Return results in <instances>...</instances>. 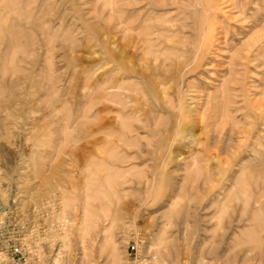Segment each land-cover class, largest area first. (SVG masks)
Returning <instances> with one entry per match:
<instances>
[{
    "label": "rangeland",
    "instance_id": "rangeland-1",
    "mask_svg": "<svg viewBox=\"0 0 264 264\" xmlns=\"http://www.w3.org/2000/svg\"><path fill=\"white\" fill-rule=\"evenodd\" d=\"M209 11L212 43L191 55L177 42ZM150 15L182 21L151 24L159 35L143 61L124 35L130 25L136 36ZM130 57L147 65L148 80H164L163 98L157 86L138 102L146 85L126 83ZM101 89L121 97L103 99ZM179 119L199 142L176 139ZM256 152L264 153V0H0V243L22 233L21 215L51 207L63 231L45 252L60 250L62 264H137L128 248L138 239L142 264H264V223L252 205L264 165L245 169Z\"/></svg>",
    "mask_w": 264,
    "mask_h": 264
},
{
    "label": "bare ground",
    "instance_id": "bare-ground-1",
    "mask_svg": "<svg viewBox=\"0 0 264 264\" xmlns=\"http://www.w3.org/2000/svg\"><path fill=\"white\" fill-rule=\"evenodd\" d=\"M162 3V2H161ZM159 4L160 6H163V4ZM196 3V2H195ZM210 3V2H209ZM165 5V4H164ZM235 5V4H234ZM155 7V6H154ZM156 8V7H155ZM208 10V9H207ZM217 10V9H216ZM230 10V9H229ZM222 11V10H221ZM128 12V11H127ZM130 12V11H129ZM211 11H209L208 13H206V12H204V13H201V17H200V20H199V22H198V24H196V25H194L193 24V26H191L190 27V29L192 28V33H191V35H189V36H191L190 38H187L188 36H183V35H180V36H182V40H179L177 43L179 44V45H181V46H183V47H185L186 45H188L187 46V49L189 50V52L191 53V55H195V54H197V51H199L198 52V57H200V55H199V53L201 52V51H203L205 48L207 49V47H208V44L210 43V40L213 38L212 37V30H214V29H216L215 28V26L217 25L215 22H214V19L215 18H213L212 17V15H211V13H210ZM215 12V11H214ZM163 16V15H162ZM179 15H176V17H174V19L173 20H166V19H161V18H157L158 19V21L157 20H155V23H150V22H148L150 19H152L154 16H152V15H150V16H148L147 17V20H146V22H148V24H146V22H144L143 24H141L140 23V27H141V30H140V32L136 35V36H134L131 32H132V27H130V25H127V28L126 29H129V32L127 31L126 33H125V35H124V42H126V45L127 46H134V44H135V47L138 49V48H140L141 47V51H142V58H143V61L146 59V57H147V55H148V53L150 52V50H151V46H152V44L154 43L153 41H152V39L150 38L151 36H157V35H159V34H157V33H155V29L157 28V27H155L154 25L156 24V25H160V24H165L166 22H168V24H171V22H172V24H174L173 22H180L181 23V21H182V18H181V15H180V17H178ZM195 16H197V15H195ZM231 16V15H230ZM164 17V16H163ZM169 18H171V17H169ZM183 18H184V16H183ZM232 18V17H231ZM234 18V17H233ZM186 19V18H185ZM185 19H183V21L185 20ZM191 19V18H190ZM234 21V20H233ZM151 24H154V25H151ZM183 24V23H182ZM173 26H175V25H173ZM176 27V26H175ZM221 27V26H220ZM263 30V29H262ZM189 33V34H190ZM171 34V33H170ZM175 33H172V35H174ZM178 34H181V33H178ZM184 34V33H183ZM256 34H257V32H256ZM172 35H169V38H170V40H171V42H174V40H172L173 39V37H172ZM184 37H186V38H184ZM260 38V37H259ZM218 39H220V38H218ZM222 39V38H221ZM257 39V38H256ZM250 40H251V38H250ZM254 40V39H253ZM115 42V41H114ZM220 42V41H219ZM254 42V41H253ZM256 42V41H255ZM113 43V42H112ZM188 43H190V45L188 44ZM212 43V42H211ZM210 43V44H211ZM209 44V45H210ZM255 44V43H254ZM218 45H219V43H218ZM126 48V47H125ZM247 48V47H246ZM137 49H136V51H137ZM128 50V49H127ZM126 51V50H125ZM146 51V52H145ZM159 53V51L158 52H156V54H158ZM243 53V52H242ZM135 54V53H134ZM155 54V60L158 62V60L157 59H159L158 57H157V55ZM183 54V53H182ZM204 54V53H203ZM153 55H154V53H153ZM160 55V54H159ZM177 55V54H176ZM190 55V54H189ZM205 55V54H204ZM129 56V55H128ZM181 56V55H180ZM248 56V55H247ZM111 57L113 58V56L111 55ZM193 58V57H192ZM129 59V58H128ZM130 59L131 60H129L128 62H126L125 63V66H124V74L126 75V83H127V81H128V85L129 84H131L132 86H134V87H137V85L135 84L134 85V82L133 81H130V80H133L132 79V77L134 76V77H137L138 79H139V81L140 82H142V84H145L146 85V87H145V89H146V92H145V95H142L141 94V96H140V98H138V102L140 103L141 101L142 102H144L145 101V99H143V98H148V95H155L156 96V93L154 92V91H157L156 90V88H157V86H158V88L157 89H159V90H162L161 91V93L158 95V96H156V98H160V96H162V98H163V96L165 95V92H164V86H165V84H163L164 83V80H162L159 76H158V74H156L157 76L155 77V78H152L151 79V81H150V79L148 80L146 77H145V73L147 72V73H149V69H148V67H147V65H144L143 63H141V64H139V67L137 68V66H135L134 65V60H132V59H134L133 57H130ZM180 59V58H179ZM194 59H195V57H194ZM200 59V58H199ZM111 60V59H110ZM142 60V59H141ZM149 61V60H148ZM155 61V62H156ZM152 62V61H151ZM189 62V61H188ZM180 63L181 62H177V63H173L172 65H177L176 67L178 68V66L180 67ZM197 63V62H196ZM158 64H160L159 62L158 63H155V65L154 66H151V69H152V71H156L157 72V70L156 69H158L159 67H160V65H158ZM179 64V65H178ZM172 65H170V67H169V69L168 70H166V72L165 73H167L168 75H169V77H170V80H171V77H172V75H173V73H174V70H175V66H172ZM185 65V63L183 64L182 63V65L181 66H184ZM186 67H188V65L186 66ZM149 68H150V66H149ZM188 68H190V67H188ZM186 69V68H185ZM192 69V68H191ZM190 71V70H189ZM155 72V73H156ZM183 72V71H182ZM191 72V71H190ZM194 72V71H193ZM159 73H160V71H159ZM176 73V72H175ZM184 73V72H183ZM161 74V73H160ZM192 74V73H191ZM150 76L152 75V73L150 72V74H149ZM181 76V75H180ZM151 77H153V76H151ZM161 77H162V75H161ZM180 78V77H179ZM170 80H168V81H170ZM175 80V79H174ZM151 82H152V85H151ZM115 84V83H114ZM113 84V85H114ZM125 84V83H124ZM104 85V84H103ZM126 85V84H125ZM108 86V85H107ZM101 87V86H100ZM126 87V86H125ZM190 87V86H189ZM113 89V86H112V83L110 84V86L108 87V89ZM110 89V90H111ZM124 90H126L128 93L130 92V91H133V92H135L133 89H128V88H124ZM158 90V91H159ZM231 89H227V90H225L223 93L224 94H226V93H228L229 91H230ZM122 91V90H121ZM108 91H106V90H104V89H101V90H99V93L101 94V97L103 98V99H107V100H109V101H113L114 100V98L115 99H118L119 97H121L120 95H119V93H117V92H108ZM97 94V93H96ZM121 94V93H120ZM125 94V93H124ZM148 94V95H147ZM223 94V95H224ZM123 95V94H122ZM99 96V95H98ZM97 96V97H98ZM123 97V96H122ZM127 96H125V98H126ZM125 98H124V100H122V101H118L119 103L120 102H122V106H123V108L125 107V106H127L128 105V102H127V100H125ZM120 99V98H119ZM99 100V99H98ZM97 100V101H98ZM158 99H156V101H157ZM160 100V99H159ZM168 100H169V98H168ZM115 102H117V101H115ZM109 103V102H108ZM114 103V102H113ZM168 103H169V101H168ZM121 104V103H120ZM164 104V103H163ZM170 104H172V103H170ZM178 104H180V103H178ZM165 105V104H164ZM181 105V104H180ZM161 106V105H160ZM166 106V105H165ZM96 107V106H95ZM104 107H105V105H104ZM107 107V106H106ZM168 107V106H167ZM181 107H182V105H181ZM260 108V107H259ZM103 109V108H102ZM101 109V110H102ZM134 109V108H133ZM110 110V109H109ZM171 110V109H170ZM103 112H105V111H103ZM137 112V111H136ZM182 113V112H181ZM166 115V114H165ZM179 116H180V114H178ZM167 117V116H166ZM165 117V118H166ZM169 117V116H168ZM178 117V116H177ZM123 119H122V125L124 126V127H126L127 129H129L130 128V132H132V126L130 125V123H129V120H126L124 117H122ZM179 118H181V117H179ZM117 119V118H116ZM128 119V118H127ZM158 119V118H157ZM173 119V118H172ZM182 119V118H181ZM156 121H158V120H156ZM167 121L168 120H165L164 121V119L162 120V119H160L159 120V122H157V124L156 125H158V126H160V125H162V127H165V125H167ZM173 121V120H172ZM183 121V120H182ZM186 121V120H185ZM118 122H120V121H118ZM170 122V125L172 126V127H174V126H176V123H173V122H171V121H169ZM115 123V122H114ZM121 123V122H120ZM163 124H165V125H163ZM160 128V127H159ZM169 129H172V128H169ZM129 131V130H128ZM176 131H177V138L176 139H181V137H182V135H183V139L184 140H186V145H185V147L187 148L188 146H189V144H192L193 142H199L200 141V136H199V134L197 135L196 133H195V128H194V126H192V125H188L187 126V124L186 125H182V123H181V120L179 119V121H178V123H177V128H176ZM163 132V131H162ZM173 132V131H172ZM175 132V131H174ZM112 133V132H111ZM127 131L124 133L125 135H123V137L126 139V137H127ZM111 135V134H110ZM172 136H173V134H172ZM170 137V136H169ZM171 138V137H170ZM172 139V138H171ZM171 139H170V141H171ZM165 140H169V139H165ZM131 142H133L132 140H131ZM134 143V142H133ZM172 143V142H171ZM261 146V145H260ZM243 151V150H242ZM244 155V154H243ZM256 156H254L252 159H251V161L254 163L253 164V166L252 167H250V168H248L249 166V164H247V168H245V169H247V170H251L252 168H254V167H256V166H262V165H264V153L261 155L260 153H258V152H256V154H255ZM235 156V155H234ZM187 157V154L185 153V152H181L180 154H179V156L177 157V161H183V160H185V158ZM212 157H214V158H216V155H215V153H213V156ZM211 157V158H212ZM240 158V157H239ZM217 159V158H216ZM208 161V160H207ZM251 165H252V163H251ZM250 165V166H251ZM227 167V166H226ZM245 169H243V170H245ZM242 170V171H243ZM260 177H261V175H259V179H260ZM241 178V177H240ZM244 178V177H243ZM263 179V178H262ZM260 184L261 183H259V181H258V184H256V186L258 187V186H260ZM263 186H264V183H263ZM260 188V187H259ZM259 188H257V189H259ZM261 189V188H260ZM245 190V189H244ZM264 190V189H263ZM264 191H261L260 193H258L257 195H256V197H255V199H254V201H252V205L253 206H255V208H256V210H255V212H254V215H253V217H254V221L257 223V224H263L264 223ZM175 202V201H174ZM174 202H171V205H173L174 204ZM251 205V206H252ZM112 256H115V249H112V254H111Z\"/></svg>",
    "mask_w": 264,
    "mask_h": 264
},
{
    "label": "built area",
    "instance_id": "built-area-1",
    "mask_svg": "<svg viewBox=\"0 0 264 264\" xmlns=\"http://www.w3.org/2000/svg\"><path fill=\"white\" fill-rule=\"evenodd\" d=\"M51 213L53 212L49 207L41 216L38 214L40 218L36 216V219L30 220L28 217L22 218L21 215L22 233L15 234L0 243V264H48L45 260L49 261V259V264H62L63 253L60 250L48 254L45 252L49 242L55 237L52 233L59 229V232L63 231L62 223H57L58 219H55ZM142 244L143 241L138 239L128 248L137 264H142Z\"/></svg>",
    "mask_w": 264,
    "mask_h": 264
}]
</instances>
